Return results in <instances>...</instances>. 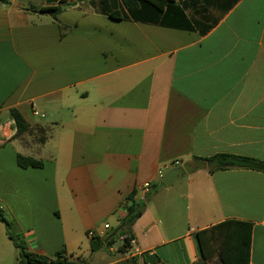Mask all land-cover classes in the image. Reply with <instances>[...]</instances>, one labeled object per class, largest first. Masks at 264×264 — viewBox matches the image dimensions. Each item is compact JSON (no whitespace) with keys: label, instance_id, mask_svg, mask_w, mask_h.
I'll return each mask as SVG.
<instances>
[{"label":"crops","instance_id":"1","mask_svg":"<svg viewBox=\"0 0 264 264\" xmlns=\"http://www.w3.org/2000/svg\"><path fill=\"white\" fill-rule=\"evenodd\" d=\"M174 6L184 17L167 5L156 16L143 0H0V210L25 252L196 264V234L236 220L253 226L250 264H264V173H209L201 160L264 162V0ZM51 7L61 10L42 11ZM12 109L48 129L45 141L17 137ZM19 154L43 167L21 168ZM185 166L194 170L161 186ZM156 186L134 244L98 257L93 241L120 227L129 196L142 201Z\"/></svg>","mask_w":264,"mask_h":264},{"label":"trees","instance_id":"2","mask_svg":"<svg viewBox=\"0 0 264 264\" xmlns=\"http://www.w3.org/2000/svg\"><path fill=\"white\" fill-rule=\"evenodd\" d=\"M148 5L153 6L154 13L159 16L163 12V6L167 5L168 12L173 11L174 14L179 13L180 17H184L183 12L179 8H175L174 0H143ZM127 5L131 8L133 0H126ZM61 9L59 7H51L42 9L44 12L57 14ZM132 12V11H131ZM137 17V14L134 13ZM186 28H190L186 24ZM11 117L16 125V136L42 134L40 142H44L48 129L38 127L32 129L19 111L12 109ZM209 166V173L215 171L230 170L233 168H246L264 173V162L258 159L244 156H236L231 154H217L208 158L201 159ZM18 165L23 168H42L43 163L29 156L21 154L17 157ZM156 186L153 190H156ZM152 190V191H153ZM151 192V191H150ZM147 202L145 199L137 201L134 195L129 196L124 209L126 216L121 221V230L115 238L108 242L93 241L92 251L97 252L103 246L111 247L116 238H124L123 245L119 249L122 253H126L130 248V242L133 239L131 235L132 226L144 213ZM0 220L5 223L9 231V222L4 217L0 210ZM252 224L244 221L228 220L212 226L208 229L199 231L196 234V240L199 246L201 257L196 264H208L216 259L219 264H250L251 243H252ZM9 237L15 242L19 248V256L16 264H86V261L81 259H72L67 255L65 250L57 252L52 257L43 255H34L24 251L23 247L16 242L15 237L9 232ZM106 239V238H105Z\"/></svg>","mask_w":264,"mask_h":264},{"label":"rangeland","instance_id":"3","mask_svg":"<svg viewBox=\"0 0 264 264\" xmlns=\"http://www.w3.org/2000/svg\"><path fill=\"white\" fill-rule=\"evenodd\" d=\"M34 136H35L34 139L36 141L40 142V138H42V134L37 133ZM202 165L203 164H200V166H202ZM182 177H185V176H182ZM6 228L7 227L5 226V223H3V221L0 220V264H15V261L13 260V255H12L11 259H9V260L6 258L7 255H6V250L4 248H5V243L9 242L8 237H7V236H9L8 235L9 231L7 233ZM123 243L124 242H120V240L118 238H116V240L112 246L117 250V249L121 248ZM119 245H121V246H119ZM104 247L108 248L107 246H104ZM99 252H100V250H99ZM101 256L104 257L105 261H111V260H114L116 258H122L123 257V255H120L117 251L111 253V252L107 251V249H104L103 251H101L99 253L98 257H101ZM94 264H95V262H94ZM208 264H219V263L217 262L216 259H214V260L210 261Z\"/></svg>","mask_w":264,"mask_h":264},{"label":"water","instance_id":"4","mask_svg":"<svg viewBox=\"0 0 264 264\" xmlns=\"http://www.w3.org/2000/svg\"><path fill=\"white\" fill-rule=\"evenodd\" d=\"M192 170H194V168H192L191 166H185L183 169H175L172 171H169L168 173H166L163 177H162V183L161 186H170L174 181H176L181 175H183L184 173H190ZM159 187H157L156 190L151 191L147 197H145L144 199L147 202V205L149 204L150 200L156 195V193L158 192ZM122 226L118 227L115 231H113L112 233H110L106 239H105V243L108 242L109 240H111L112 238H115L116 235L118 234V232L121 230Z\"/></svg>","mask_w":264,"mask_h":264},{"label":"built area","instance_id":"5","mask_svg":"<svg viewBox=\"0 0 264 264\" xmlns=\"http://www.w3.org/2000/svg\"><path fill=\"white\" fill-rule=\"evenodd\" d=\"M176 164H179V163H176ZM143 190H144L145 192H149V190H150V185H149V184H146V185L144 186ZM105 229H109V225H105ZM95 235H96V231H91V232L89 233V236H90V237H94ZM123 240H124V238H123ZM130 244L133 245V244H134V240H131Z\"/></svg>","mask_w":264,"mask_h":264}]
</instances>
